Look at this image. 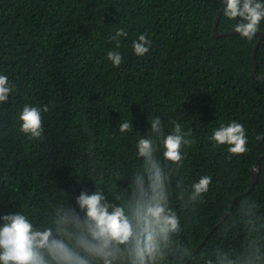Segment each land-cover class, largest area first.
Masks as SVG:
<instances>
[{
    "label": "trees",
    "instance_id": "1",
    "mask_svg": "<svg viewBox=\"0 0 264 264\" xmlns=\"http://www.w3.org/2000/svg\"><path fill=\"white\" fill-rule=\"evenodd\" d=\"M221 10L218 32L235 31L221 0H0V75L14 86L0 105V217L22 211L40 227L50 204L74 205L100 181L111 202L126 203L144 171L136 145L159 116L166 134L178 122L190 143L180 168L157 152L181 226L153 264H264V38L253 75L258 36L215 37ZM119 29L117 48L109 38ZM144 33L150 51L137 56ZM109 51L123 56L119 67ZM25 104L49 106L40 140L20 131ZM124 121L132 132L119 131ZM232 121L246 129L244 154L212 140ZM202 176L212 183L193 202Z\"/></svg>",
    "mask_w": 264,
    "mask_h": 264
},
{
    "label": "clouds",
    "instance_id": "2",
    "mask_svg": "<svg viewBox=\"0 0 264 264\" xmlns=\"http://www.w3.org/2000/svg\"><path fill=\"white\" fill-rule=\"evenodd\" d=\"M221 3L223 15L238 20L233 25L235 32L252 40L264 21V0H221ZM126 36L127 32L119 29L109 39L119 48L120 37ZM151 43L147 33L140 34L132 44L134 54L146 55ZM107 59L114 67L124 62L118 51H109ZM13 91L8 76L0 75V105L9 101ZM49 110L48 105L25 104L19 113L20 131L30 139H42L43 114ZM149 123V134L136 145L144 171L133 175L130 199L126 203L111 202L100 181L91 193L83 188L74 205L50 204L45 223L40 227L22 211L6 214L0 217L3 221L0 264H153L161 242L181 226L179 216L168 206L169 177L157 152L162 147L163 160L180 168L185 158L183 148L190 141L178 122L170 134L165 133L159 116ZM118 128L121 133H130L133 124L124 121ZM212 140L228 145L233 155L247 151L246 129L238 121L214 130ZM211 183V176H202L192 185L189 199L202 201Z\"/></svg>",
    "mask_w": 264,
    "mask_h": 264
},
{
    "label": "water",
    "instance_id": "3",
    "mask_svg": "<svg viewBox=\"0 0 264 264\" xmlns=\"http://www.w3.org/2000/svg\"><path fill=\"white\" fill-rule=\"evenodd\" d=\"M221 12H222V10L219 12V15H218V17L216 18V21H215V25H214V29H213V32H214V35H215V37H219V36H221V35H230V34H239V33H237V32H235V31H230V32H226V33H223V34H220L219 32H218V23H219V18H220V14H221ZM257 36H258V41H257V43H256V45H255V49H254V53H253V61H254V70H253V75H255L256 74V69H257V65H258V62H257V60H256V50H257V48L259 47V44H260V42L263 40V38H264V34L262 33V32H257V34H256ZM263 140H264V136L262 137V139H261V141L259 142V144H258V146L263 150V146H262V142H263ZM264 151V150H263ZM258 168H259V161L256 163V165H255V167L250 171V174H251V186H250V188H249V190L247 191V192H250L253 188H254V186H255V184H256V182H257V179H258ZM201 246V245H200ZM199 246V247H200ZM198 250V249H197ZM196 250V251H197ZM186 264H188V263H186Z\"/></svg>",
    "mask_w": 264,
    "mask_h": 264
}]
</instances>
